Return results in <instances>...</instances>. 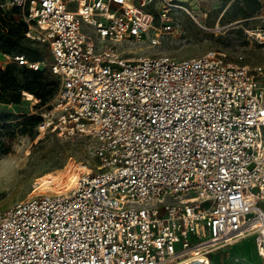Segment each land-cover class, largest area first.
<instances>
[{
  "label": "built area",
  "instance_id": "obj_1",
  "mask_svg": "<svg viewBox=\"0 0 264 264\" xmlns=\"http://www.w3.org/2000/svg\"><path fill=\"white\" fill-rule=\"evenodd\" d=\"M9 4L60 83L38 131L92 139L95 164L0 209V264H189L248 236L264 264V68L136 53L160 43L152 29L176 32L166 8L157 27L136 0Z\"/></svg>",
  "mask_w": 264,
  "mask_h": 264
},
{
  "label": "rangeland",
  "instance_id": "obj_2",
  "mask_svg": "<svg viewBox=\"0 0 264 264\" xmlns=\"http://www.w3.org/2000/svg\"><path fill=\"white\" fill-rule=\"evenodd\" d=\"M5 9L12 8L10 0H1ZM249 17L241 15V8L249 4L252 11L255 2L246 0H136L146 17L159 26L160 13L166 8L172 17L175 33L156 35L159 29H152L151 37L160 41L157 45L143 44L141 55L168 54L178 59H189L208 51H222L241 54L251 67L264 68V37L259 35L264 28V0ZM144 4L147 7L144 8ZM151 21V19H150ZM36 33L33 26L32 34ZM28 37V36H27ZM26 43L36 49L43 62L48 78L59 79L50 71L53 57L47 45L28 37ZM147 45V46H146ZM0 61L13 63L0 55ZM58 90L46 102L34 95L24 94L22 102L0 103V209H6L27 198L35 183L42 189L59 180L60 174L77 172L81 166H93L91 155L94 141L88 137L63 139L53 133L42 134L37 127L23 124L24 117L40 116L50 108ZM77 168L74 172L70 171ZM38 181V182H37ZM207 258L212 264H261L255 252L252 236L234 240L215 247Z\"/></svg>",
  "mask_w": 264,
  "mask_h": 264
},
{
  "label": "trees",
  "instance_id": "obj_3",
  "mask_svg": "<svg viewBox=\"0 0 264 264\" xmlns=\"http://www.w3.org/2000/svg\"><path fill=\"white\" fill-rule=\"evenodd\" d=\"M1 1V0H0ZM228 1V0H226ZM256 8L252 11L249 4L243 5L241 15L249 17L255 10H258L261 3L256 0ZM2 2V1H1ZM28 26L21 17L18 7L5 9L0 6V55L15 56L25 55L27 59L34 62H41V57L36 49L30 47L26 40ZM60 83L48 78L45 69L34 71L26 66L13 62L4 69H0V103L20 104L26 95H34L36 98L46 102L59 89ZM41 121L40 116L24 117L23 124L37 127Z\"/></svg>",
  "mask_w": 264,
  "mask_h": 264
},
{
  "label": "bare ground",
  "instance_id": "obj_4",
  "mask_svg": "<svg viewBox=\"0 0 264 264\" xmlns=\"http://www.w3.org/2000/svg\"><path fill=\"white\" fill-rule=\"evenodd\" d=\"M27 96L31 97L30 95H27ZM76 169L77 168L73 167L72 169H70V171L74 172ZM86 170H88V169L85 166H81L80 170H78L77 172H74L72 174H70L69 171L64 172L63 174H60L59 180L62 179L66 183L65 189H68L71 186V184L76 181V179L80 176V174ZM56 181H58V180H56ZM188 263L189 264H212L207 257H205V258L198 257V258L189 260Z\"/></svg>",
  "mask_w": 264,
  "mask_h": 264
},
{
  "label": "crops",
  "instance_id": "obj_5",
  "mask_svg": "<svg viewBox=\"0 0 264 264\" xmlns=\"http://www.w3.org/2000/svg\"><path fill=\"white\" fill-rule=\"evenodd\" d=\"M253 238V237H252ZM253 241H254V239H253ZM254 245H255V243H254ZM255 252H256V247H255ZM256 255H257V252H256Z\"/></svg>",
  "mask_w": 264,
  "mask_h": 264
}]
</instances>
